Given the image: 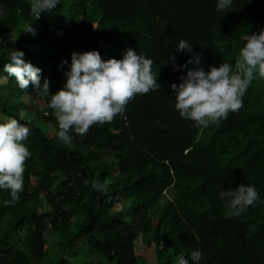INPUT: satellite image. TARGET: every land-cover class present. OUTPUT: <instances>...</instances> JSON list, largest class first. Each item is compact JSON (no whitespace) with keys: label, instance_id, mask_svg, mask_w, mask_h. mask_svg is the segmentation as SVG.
Listing matches in <instances>:
<instances>
[{"label":"trees","instance_id":"trees-1","mask_svg":"<svg viewBox=\"0 0 264 264\" xmlns=\"http://www.w3.org/2000/svg\"><path fill=\"white\" fill-rule=\"evenodd\" d=\"M228 10L216 0H60L36 19L30 0H0V120L29 124L31 152L19 199L6 203L0 189V264H176L195 249L199 264H264V78L254 73L242 107L207 127L179 115L170 87L186 70L169 55L176 65L191 55L175 49L181 38L205 70L227 61L237 71L242 38L264 28V0ZM129 47L154 60L161 87L67 144L50 96L3 70L20 49L54 94L73 50L120 59ZM97 177L106 192L85 183ZM242 183L261 200L231 215L218 193Z\"/></svg>","mask_w":264,"mask_h":264},{"label":"clouds","instance_id":"clouds-1","mask_svg":"<svg viewBox=\"0 0 264 264\" xmlns=\"http://www.w3.org/2000/svg\"><path fill=\"white\" fill-rule=\"evenodd\" d=\"M59 3L60 0H30V12L38 19L42 12H52ZM232 3L233 0H216V10L225 13ZM27 32L34 34L32 26ZM175 49L191 55L183 65L175 64V53L169 55L174 69L186 70V74L180 75L179 84L170 85L174 92L173 106L183 119L194 121L196 126L219 123L230 112L238 111L254 73L264 78V28L242 38L239 62L235 66L237 71L227 61L205 70L200 66L201 54L194 52L193 44L183 38ZM24 57L22 50L12 48L3 70L15 78L20 89L27 90L31 83L41 95L50 96L47 107L53 109L52 114L58 122L57 138L66 144L73 141V132L83 137L96 123L111 122L117 115L123 118L125 106L134 95L161 87L157 80L159 69L153 71L154 60L131 47L120 59H102L96 49L73 50L70 64L67 60L61 62L68 64L64 72L66 81L54 94L49 92L47 78L41 84V69ZM188 64L195 66L189 68ZM29 133L28 123H21L16 118L0 120V189H9L11 196V201L6 203L17 201L23 191L24 164L31 156L23 141ZM85 183H90L97 192L107 191V185L98 177ZM218 195L235 216L245 213L249 206L261 200L255 185L249 183L222 189ZM202 258V252L195 249L188 256L177 257L176 264H199Z\"/></svg>","mask_w":264,"mask_h":264},{"label":"rangeland","instance_id":"rangeland-1","mask_svg":"<svg viewBox=\"0 0 264 264\" xmlns=\"http://www.w3.org/2000/svg\"><path fill=\"white\" fill-rule=\"evenodd\" d=\"M137 245L141 246V241L140 240L137 241Z\"/></svg>","mask_w":264,"mask_h":264}]
</instances>
